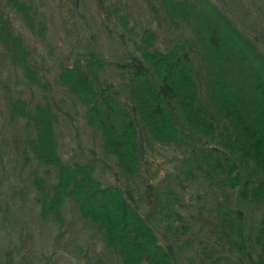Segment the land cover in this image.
<instances>
[{
  "label": "trees",
  "instance_id": "obj_1",
  "mask_svg": "<svg viewBox=\"0 0 264 264\" xmlns=\"http://www.w3.org/2000/svg\"><path fill=\"white\" fill-rule=\"evenodd\" d=\"M160 1L163 18L150 19L164 31L182 25L187 36L172 39V32L166 48L158 49L160 27L148 25L133 40L134 27L128 28L122 15L117 19L123 27L121 55L107 60L89 41L71 63L53 62L56 83L75 108L71 112L63 108L65 98L35 94L34 85H46L4 12L13 11L43 35L31 1L0 0V75L11 67L15 82L30 92L24 98L22 90L0 79L8 118L22 120L25 132L19 142L13 140L14 159L6 169L2 165L0 185L9 172L15 178L9 198L17 196L19 209L24 201L30 210L38 206L41 219L57 230L49 253L36 248L32 234L21 232L13 248L5 249L4 264L21 251L24 259L30 255L51 264L54 249L70 246L85 264H203L210 257L213 264L228 259L223 251L236 254L234 264H264V36L248 37L210 0ZM127 32L133 49L123 38ZM260 36L261 45L255 41ZM107 66L114 70L112 79L104 76ZM77 114L98 137L100 157L93 149L83 161L60 155L61 126L78 135L73 149L85 145ZM7 146L0 147V155ZM107 158L115 164L111 183L97 171L103 172L100 163L105 166ZM22 180L29 185L21 186ZM25 186H33L37 196L29 199ZM188 195L196 214L190 208L184 213ZM69 202L67 220L63 210ZM250 210L260 211L253 228L247 225ZM195 227L206 239L199 250L182 238ZM97 246L106 253L97 254ZM186 250L191 255L183 261Z\"/></svg>",
  "mask_w": 264,
  "mask_h": 264
},
{
  "label": "rangeland",
  "instance_id": "obj_2",
  "mask_svg": "<svg viewBox=\"0 0 264 264\" xmlns=\"http://www.w3.org/2000/svg\"><path fill=\"white\" fill-rule=\"evenodd\" d=\"M28 1H31L33 5L31 14H35V19L40 20L43 23V35L38 33L37 30L31 31L26 23L21 20L20 16L13 11L5 9L4 12H7L6 17L12 19L16 31L21 34L25 46L31 51L32 63L37 66V74L40 76L41 82L46 85V89L34 85L33 90L35 94H49L54 98H65L67 100V105H63V108L69 109L71 112H73L75 108L71 105V100L68 94L56 83L57 70L55 69L56 65H53L55 60L71 63L72 59L77 56L78 53L85 51V47L88 46L89 41L98 52L102 54L104 53L107 60L111 58L115 59L121 55L124 51H122L123 48L119 43V39L123 33V27L118 23V16H124L123 18L127 22L128 28L134 27V31L131 35L133 40L138 41L142 29L148 25L151 27H160V29L164 31L163 27L159 25L158 22H155L154 20L152 21L149 17L150 15L151 17L154 15L158 16L160 19L163 18L162 16H164L165 13L160 0H104L103 4L100 3V0H77L75 5L73 4L75 2L74 0ZM210 1L217 7L222 8L229 18L236 21V24L246 31L248 37L251 38L254 35L257 36V34L264 36V0ZM116 6L119 7V11L116 13L112 14L106 12V8L112 9ZM153 7L156 9L155 11H157V14H154ZM173 27L176 29L175 32L167 29L162 33L158 32V38L157 41H155L154 47L165 49L167 45L165 43H167L170 37L174 39L177 38L178 35H188V30L185 27H182V25L175 27L171 24V28ZM172 32H174V34ZM92 34L95 35L93 38ZM129 34L128 32L124 33L123 38L127 40L128 47L133 49L132 39H129ZM171 34L173 35L170 36ZM168 35L170 37H168ZM255 41L261 45V36ZM51 65L53 66L51 67ZM6 68L0 75L1 82L5 83L7 81L12 90H22V97L27 98L30 94L29 90L23 89L24 86L15 82L14 71L11 67L6 66ZM113 72L114 70L112 67L107 66L105 68V78L112 79L113 77L111 74ZM78 108L81 109L80 107ZM77 117H75V121H77L76 124L80 126V137L83 139L85 145L84 147L77 146L73 149L76 142L74 136L78 137V135L74 134L72 129L70 130L67 128V125L61 126L58 130L60 155L65 160L71 161L74 156L75 159H81L83 161L85 160L84 156L89 155V150L93 149L96 153L95 156H93L100 157L101 150L98 137H95L94 139L92 137L93 134L91 131L89 132L84 124V119L78 114ZM23 129L24 123L22 120H9L6 107L0 100V147L3 148L4 144L8 145L4 153L0 155V169L2 165H4L6 169L14 159L13 140L17 138L18 142L20 141V137L25 135ZM100 164L103 166V172H101V168L97 170L99 172V178L108 183L113 182V171L115 170L113 160L107 158L105 166L103 165V162ZM15 170L18 173L19 168L16 167ZM161 173L162 171H160L159 175ZM4 175L6 176H4L0 185V264H4L5 249L13 248L18 242V237L21 232L24 234H32L36 243V248H43L45 253H49L52 248L54 235L57 231L55 230L56 225L52 224V222L41 219L38 215V206L33 207L32 210L34 211H32L30 210V203L24 201L19 209L18 206L20 203L15 200L17 196L11 199L7 192L8 186L15 181V178L12 177V175L10 177L9 172H6ZM29 181L24 182L22 180V185L21 182L18 183L21 186H24L29 185ZM48 182H50L49 179ZM25 187L27 188L29 199L37 196V190H35L33 186ZM200 195V200L203 202L205 199L204 194L200 193ZM187 197L184 213H186L187 208H190L187 205L190 196L188 195ZM191 197V201L195 202V193ZM69 207L70 202L65 205L63 210L64 216L67 220L70 216L68 212ZM209 207V202H207L206 208ZM189 211L196 214L194 208H190ZM259 216V210H250V213H247V225H252L253 228L257 223ZM77 227L78 226H75L74 223L73 229L77 230ZM161 229H164L163 226H161ZM197 229L198 227L192 228L191 232L182 236V238L188 239L192 242L191 249L199 250L204 245L206 239L203 232H199ZM30 237L31 235L29 236V239ZM87 237L88 233H86V238ZM80 239L79 244H84L85 233L80 236ZM63 248L54 249L56 250V254H54L51 264H85L82 258V253L78 252L74 246ZM79 248L83 249V251L85 250L84 245ZM96 253L103 255L106 253V249L102 246H97ZM220 254H223L224 257L228 259L213 264H234L237 260L236 254L234 253L233 255H230L229 252L223 251ZM23 255H25L23 251H21L20 254L13 253V256L10 255L13 258L11 264H25L26 260L28 261V264H45L43 262L44 260H41V258H33L28 255V257L24 259ZM190 255L191 252L186 250L182 253L181 258L183 257L182 260L186 261L187 257ZM91 259H93V256ZM211 260L212 258L210 257L203 264H210Z\"/></svg>",
  "mask_w": 264,
  "mask_h": 264
}]
</instances>
